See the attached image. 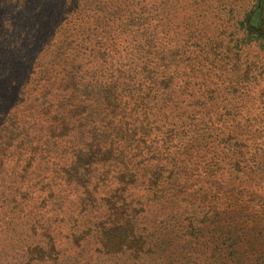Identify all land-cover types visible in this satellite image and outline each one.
<instances>
[{"label":"rangeland","instance_id":"rangeland-1","mask_svg":"<svg viewBox=\"0 0 264 264\" xmlns=\"http://www.w3.org/2000/svg\"><path fill=\"white\" fill-rule=\"evenodd\" d=\"M120 1L121 15L115 0H80L73 21L58 7L55 43L91 77L99 47L118 51V71L149 42L178 104L135 98L73 119L61 139L47 125L0 137V264H264V50L237 25L250 16L264 31V0Z\"/></svg>","mask_w":264,"mask_h":264},{"label":"trees","instance_id":"trees-1","mask_svg":"<svg viewBox=\"0 0 264 264\" xmlns=\"http://www.w3.org/2000/svg\"><path fill=\"white\" fill-rule=\"evenodd\" d=\"M12 1L15 0H0V24L7 28L5 36L0 37V118H7L0 129L5 135L0 137L13 140L26 135L30 130H35L37 126L40 129L37 128L36 131H41L42 127L45 129L47 125V129H53V135L61 139L70 134L73 119L84 114H87L88 118L93 111H109V108L116 111L124 102L128 104L135 98L140 101L138 105L142 106L145 102L154 103L159 99L163 107L169 108L173 102L178 104L173 100L179 88L178 83L173 81V77L171 82L169 81L166 76L167 65H164L166 59L161 57L160 51L151 53L149 42L136 51L129 52L128 62H123L118 71L113 70L111 63L112 56L118 55V51L99 47L101 62L89 77L88 72H83V65L77 67L75 64L79 62L74 59L72 64L69 63V58L64 57L66 53H62V47L55 43L60 30L56 22L53 24L54 11L59 7L57 17L63 20L67 18L64 21L78 19L85 8V5L79 3L80 0H60L54 5L52 2L57 0H49L48 3L39 0H17L15 4ZM144 2L145 0H132L129 6L138 8L145 5ZM64 3L69 4L65 10L62 6ZM114 4L112 7L121 15L125 11L123 7L126 6L122 5L120 0H115ZM108 5L109 3L104 4V9H110ZM251 20L250 16L237 20V25L240 26L238 30L243 31L239 42H256L264 50V31L255 28ZM235 35L236 32L231 33V36ZM91 38L93 37L83 38L82 43H91ZM21 39L28 43L16 49ZM146 48L149 50L143 52ZM35 51L38 55L36 60L30 57ZM152 55H156L153 57L155 59L151 58ZM83 58L80 63H84ZM67 65H71L69 74V70H65ZM244 73L240 82L248 83L246 79L252 78L253 73L250 70ZM96 74L99 75L98 79ZM156 87L167 91L166 95L152 97L153 88ZM80 88L83 90L80 91ZM206 88L204 85V89ZM159 89H156L155 95ZM202 89V86L198 87V91ZM66 90L71 93L68 100L61 96V92ZM186 92L187 90L180 94L186 95ZM134 106L139 107L137 104ZM220 107V104H215L218 110ZM176 109L181 110L182 106ZM25 110L29 112L21 117ZM187 113L188 111H185L182 115ZM204 114L212 119L210 111ZM192 117L195 118L193 114ZM160 178L161 174L157 173L153 179L156 182Z\"/></svg>","mask_w":264,"mask_h":264}]
</instances>
